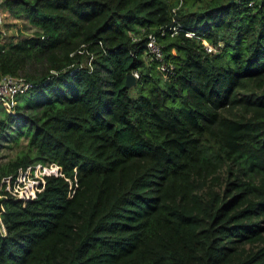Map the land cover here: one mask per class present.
Here are the masks:
<instances>
[{
    "label": "trees",
    "instance_id": "16d2710c",
    "mask_svg": "<svg viewBox=\"0 0 264 264\" xmlns=\"http://www.w3.org/2000/svg\"><path fill=\"white\" fill-rule=\"evenodd\" d=\"M4 2L37 30L0 29V79L33 85L0 110V147L27 137L0 158V264H264V0ZM38 164L59 172L12 195Z\"/></svg>",
    "mask_w": 264,
    "mask_h": 264
},
{
    "label": "rangeland",
    "instance_id": "374dc122",
    "mask_svg": "<svg viewBox=\"0 0 264 264\" xmlns=\"http://www.w3.org/2000/svg\"><path fill=\"white\" fill-rule=\"evenodd\" d=\"M2 0H0L1 2ZM2 7V13L4 16V23L0 25V29L3 32V35H15V38H18L22 34H33L37 27L30 23L27 16L23 13L18 12L17 9H10L5 5V2L1 3ZM9 24V25H8ZM8 25V26H7ZM213 50H215L213 48ZM214 52V51H213ZM129 95L131 97H134L136 95V90L131 88L129 90ZM22 101H18L19 103ZM2 107L0 106V110ZM24 130L19 129L16 125L10 130L8 133V136L5 138V140L2 142V145L0 147V158L5 161L9 158H13L16 156L17 152L23 147V145L27 144V137L24 135ZM20 135L18 142L12 141L13 138ZM6 145V146H5ZM52 168H56L55 166L51 165H45L40 166L36 165L35 168H31L30 170H27L24 172V175H21L20 180L15 182L8 183V188H12L11 190L13 192H16L19 196H25L27 195H35L36 191L39 189V184L43 182L41 179L47 171L51 170ZM42 184V183H41ZM24 192V194H23ZM26 192V193H25Z\"/></svg>",
    "mask_w": 264,
    "mask_h": 264
},
{
    "label": "built area",
    "instance_id": "2783aa9c",
    "mask_svg": "<svg viewBox=\"0 0 264 264\" xmlns=\"http://www.w3.org/2000/svg\"><path fill=\"white\" fill-rule=\"evenodd\" d=\"M4 1L5 0H2L0 2V24L3 22V19H4V16H3V13H2V7H1V3L4 2ZM179 29H180V26H178V25H172V26H170L168 28V30H170V32H171L170 33L171 35L176 34L177 31H179ZM185 35L188 36V37H192V36H194V33L187 32ZM146 46L148 48V52L152 55V57L155 60H160L161 61V59H162V50H161L160 45L156 43V39H155V37L152 34L148 35ZM203 46H204V49L207 52H213L214 51L213 47L211 45H209L207 42H203ZM169 68L170 67L166 66V64H163V63L159 64V70L163 74L166 73L169 70ZM132 73H133V75H134V77L136 79L139 77L137 72H132ZM32 87H33L32 83L30 81L26 80L22 76L12 75V74L4 75L0 79V106L6 111H9V112L13 111V109L15 108V106L18 103V99L22 95H24L27 92H29V90ZM38 165H40V164H38ZM52 165L55 166L56 168H52L51 170L47 171V173H45L43 175V177L45 175L58 174L59 168L56 165H54V164H52ZM40 166H42V165H40ZM35 167L30 166L26 170H21L15 180H13L12 177L6 178L4 181H6V183H7V190H9L11 192V194L14 195L17 198L30 199V198L35 197L36 194L33 195V196L27 195L28 197H25L24 195L23 196H19L18 194H16V192H13L11 190L12 188H10V189L8 188V183H10V182L17 183L20 180L21 175H24V172H26L27 170H30L31 168L33 169ZM43 177L41 178L43 180V182H41L42 184L44 183V178ZM39 190H40V186H39V189L37 191H39ZM23 194H24V192H23Z\"/></svg>",
    "mask_w": 264,
    "mask_h": 264
},
{
    "label": "water",
    "instance_id": "95a60500",
    "mask_svg": "<svg viewBox=\"0 0 264 264\" xmlns=\"http://www.w3.org/2000/svg\"><path fill=\"white\" fill-rule=\"evenodd\" d=\"M136 85V78L134 77L133 73L130 72L126 74L125 80H124V87L125 88H131Z\"/></svg>",
    "mask_w": 264,
    "mask_h": 264
}]
</instances>
